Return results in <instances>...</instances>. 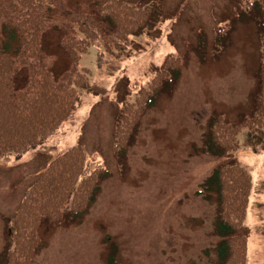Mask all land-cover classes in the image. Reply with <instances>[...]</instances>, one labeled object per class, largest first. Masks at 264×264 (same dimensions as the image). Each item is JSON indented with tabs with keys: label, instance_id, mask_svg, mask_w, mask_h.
<instances>
[{
	"label": "rangeland",
	"instance_id": "rangeland-1",
	"mask_svg": "<svg viewBox=\"0 0 264 264\" xmlns=\"http://www.w3.org/2000/svg\"><path fill=\"white\" fill-rule=\"evenodd\" d=\"M70 8L88 0H65ZM150 11L144 30L119 58L105 51L97 65L95 46L82 54L89 92L64 122L60 134L0 164V214L10 221L28 184L46 163L81 143L93 166L109 171L82 217L43 223L42 244L31 264H213L219 238L213 227L215 201L197 194L221 162L244 165L251 191L241 231L248 240L246 264H264V144L256 130L238 133L239 149L223 156L204 151L208 121L221 115L235 122L250 111L256 69L264 61V35L248 9L252 0H126ZM50 29L44 43L56 54L55 70L66 64ZM183 66L171 90L162 91L141 117L122 163L113 153L119 107L131 99V84L146 85L167 54ZM254 147V148H252ZM9 241L13 228L8 227Z\"/></svg>",
	"mask_w": 264,
	"mask_h": 264
},
{
	"label": "trees",
	"instance_id": "trees-1",
	"mask_svg": "<svg viewBox=\"0 0 264 264\" xmlns=\"http://www.w3.org/2000/svg\"><path fill=\"white\" fill-rule=\"evenodd\" d=\"M248 9L264 35V0H252ZM150 14L126 0H88L74 8L65 0H0V164L60 134L64 122L81 105L82 92L93 87L88 68L79 66L82 54L95 46L99 67L105 62L104 51L119 58L132 37L144 30ZM50 29L58 32V46L67 58L59 71L54 67L56 54L48 52L44 43ZM182 66L181 58L169 53L146 85L131 84L133 96L119 107L115 121L113 153L118 163L141 117L162 91L171 90ZM250 102L249 113L238 121L221 115L209 119L205 152L213 156L235 152L243 128L259 131L264 144V61L257 66ZM108 176L103 165L88 162L81 143L51 159L25 188L10 221L0 214V264H31L42 244L41 225L56 224L63 217L80 222ZM251 185L247 168L234 162L217 164L200 183L197 194L214 200L216 206L213 227L219 240L213 264L247 262L248 240L240 229ZM9 225L14 231L11 244ZM107 264L123 263L111 255Z\"/></svg>",
	"mask_w": 264,
	"mask_h": 264
}]
</instances>
